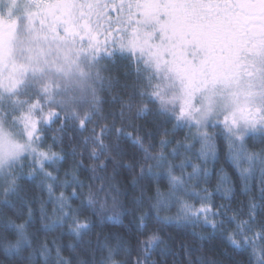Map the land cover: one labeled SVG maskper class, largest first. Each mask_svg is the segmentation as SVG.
I'll return each instance as SVG.
<instances>
[{
    "label": "snow or ice",
    "instance_id": "obj_1",
    "mask_svg": "<svg viewBox=\"0 0 264 264\" xmlns=\"http://www.w3.org/2000/svg\"><path fill=\"white\" fill-rule=\"evenodd\" d=\"M124 214L264 264V0H0V264H157Z\"/></svg>",
    "mask_w": 264,
    "mask_h": 264
},
{
    "label": "trees",
    "instance_id": "obj_2",
    "mask_svg": "<svg viewBox=\"0 0 264 264\" xmlns=\"http://www.w3.org/2000/svg\"><path fill=\"white\" fill-rule=\"evenodd\" d=\"M221 166L224 167L233 179H236L234 170L232 169L230 163L224 158L223 149H221L220 152V159L215 164L217 169ZM212 184L213 186L215 185L214 176ZM243 199H245V197L240 193V187L237 181L236 196L233 206H238L239 201ZM219 202L220 201L217 200V203ZM132 220V216L124 214L121 217L120 223L105 222L102 229L103 234L118 233L123 236L125 240L130 241V248L133 252H135L139 241L143 240L148 232L158 229L161 237V244L154 249L156 255L154 259H156L157 264H173V260H175V264H185L184 253L178 246L186 240H191V237L186 229L175 224L163 226L155 223L154 221H150L145 232L139 233L136 230V226L132 223ZM124 226H127V230ZM100 230L101 229L99 227L94 228V232H98ZM41 239H43V236ZM49 239H51V237H49ZM160 247H163L165 250L161 252ZM225 249L226 245L223 244L222 239L219 235H217L211 240L205 241L203 251L197 254L202 255L205 260L211 258L212 264H240L241 260L244 258L243 255L239 252L232 251L231 249Z\"/></svg>",
    "mask_w": 264,
    "mask_h": 264
}]
</instances>
